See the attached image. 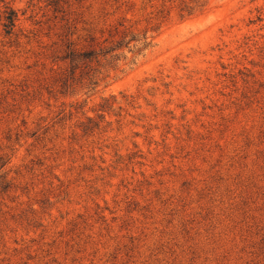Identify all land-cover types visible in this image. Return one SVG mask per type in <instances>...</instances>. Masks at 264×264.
<instances>
[{"label":"rangeland","instance_id":"374dc122","mask_svg":"<svg viewBox=\"0 0 264 264\" xmlns=\"http://www.w3.org/2000/svg\"><path fill=\"white\" fill-rule=\"evenodd\" d=\"M0 264H264V0H0Z\"/></svg>","mask_w":264,"mask_h":264},{"label":"trees","instance_id":"16d2710c","mask_svg":"<svg viewBox=\"0 0 264 264\" xmlns=\"http://www.w3.org/2000/svg\"><path fill=\"white\" fill-rule=\"evenodd\" d=\"M6 28L8 29V32H10L15 25L16 21V13L14 11H11L9 15L6 17Z\"/></svg>","mask_w":264,"mask_h":264}]
</instances>
